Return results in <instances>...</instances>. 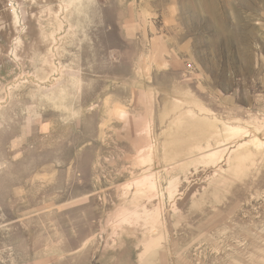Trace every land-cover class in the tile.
Masks as SVG:
<instances>
[{"label": "rangeland", "instance_id": "1", "mask_svg": "<svg viewBox=\"0 0 264 264\" xmlns=\"http://www.w3.org/2000/svg\"><path fill=\"white\" fill-rule=\"evenodd\" d=\"M0 264H264V0H0Z\"/></svg>", "mask_w": 264, "mask_h": 264}, {"label": "bare ground", "instance_id": "2", "mask_svg": "<svg viewBox=\"0 0 264 264\" xmlns=\"http://www.w3.org/2000/svg\"><path fill=\"white\" fill-rule=\"evenodd\" d=\"M254 141H255V139H254ZM244 145L245 144H240L239 148L243 147ZM223 150H225V149H223ZM223 150L215 151V150L209 149L204 154L202 153V155L204 157H207V158L216 157V155H219V153L223 152ZM165 153H167V152H165ZM154 156H156L155 146H154V144H151L148 148H146V151L141 153V155L139 156V161L142 163L151 164L154 161ZM242 156L243 155H239L237 157H242ZM166 157H168V154L167 155L165 154L164 158H166ZM153 172L154 171H152L151 173L145 174L141 178L139 177V179L135 180L134 186L136 187V192L138 194L139 193L144 194V192L154 194L157 191L158 185H157V182L155 179V173H153Z\"/></svg>", "mask_w": 264, "mask_h": 264}]
</instances>
